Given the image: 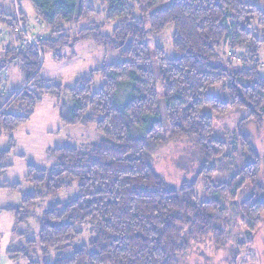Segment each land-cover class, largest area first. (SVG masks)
Instances as JSON below:
<instances>
[{
  "label": "trees",
  "instance_id": "16d2710c",
  "mask_svg": "<svg viewBox=\"0 0 264 264\" xmlns=\"http://www.w3.org/2000/svg\"><path fill=\"white\" fill-rule=\"evenodd\" d=\"M35 16L50 32L38 45L50 51L92 39L106 49L119 51L122 61L101 65L78 79L72 88L41 78L42 65L34 47L13 50V43L0 63V75L19 63L25 87L0 109V138L8 136V148L0 153V192L21 197L18 206L0 208L15 218L18 243L8 254L26 264H180L187 245L199 239L225 244L223 199L237 198L247 185L251 194L241 205L248 226H264V157L255 150L244 128L264 120V75L259 55L264 45V0H143L148 25L136 17L141 0H104L107 19L119 23L113 36L91 27L72 37L67 33L92 16L86 0H28ZM21 6L23 0H18ZM22 21L26 23L21 8ZM13 11L0 10V31L15 36ZM169 25L175 32V57L156 47L154 59L148 35H161ZM69 28V29H67ZM4 32V33H5ZM5 38V37H4ZM3 40V39H2ZM15 42V41H14ZM225 45L246 51L242 68L224 60ZM232 52H230L231 54ZM227 54V53H226ZM162 85L165 118L161 115L157 81ZM101 85L97 88L96 81ZM228 80V100L208 97L209 87ZM124 91V98L119 95ZM68 93L73 107H60L67 127H91L105 138L86 148L59 147L49 150L56 160L50 169L28 165L24 190L21 183H1L12 167L15 148L12 134L27 123L45 97L61 102ZM209 108L219 115L244 109L239 125L252 160L226 185L212 181L211 162L225 154V145L214 140ZM188 139L200 155L198 179H206L208 200L200 202L196 180L168 183L156 170L152 154L159 145ZM77 186L78 194L51 205L39 218L37 237L22 226L34 218L44 198L56 199ZM88 228L90 240L73 246ZM72 248V254L64 252ZM52 251L57 257L47 258Z\"/></svg>",
  "mask_w": 264,
  "mask_h": 264
},
{
  "label": "rangeland",
  "instance_id": "374dc122",
  "mask_svg": "<svg viewBox=\"0 0 264 264\" xmlns=\"http://www.w3.org/2000/svg\"><path fill=\"white\" fill-rule=\"evenodd\" d=\"M93 5L92 16L88 20L74 24L67 32L71 39L79 35L85 28L99 27L102 35L112 37L115 28L119 23L110 22L107 19V8L104 0H86ZM131 1V0H130ZM21 8L25 11L26 23L22 21ZM0 10L13 11L17 23H22L26 31L37 42V50L40 57L41 78L51 82H57L64 87L72 88L79 78L87 75L90 71L101 65L116 64L122 61L119 51L106 49L95 43L92 39L76 42L72 45L50 51L41 48L39 41L49 37V31L44 24L35 16L33 8L28 0H23L20 6L18 0H0ZM136 17L148 25V15L145 3L141 0L140 9H136ZM18 25V24H17ZM5 31H0V63L5 56V52L11 43L18 46L22 37L15 33L16 37H10ZM175 29L169 25L161 35H148V43L152 58L154 59V49L156 47L165 51L169 58L176 54L172 48V40ZM23 33V32H22ZM5 37V38H4ZM3 39V40H2ZM8 41V42H7ZM15 41V42H14ZM9 44V45H8ZM28 49V48H27ZM224 60L231 61L236 67L242 68L249 59L241 48L232 50L225 45L220 50ZM230 52H232L230 54ZM227 53V54H226ZM260 73L264 75V45L259 55ZM6 77L5 85L11 91L8 98L0 97V109L2 111L8 106L15 92L21 91L25 87L24 76L19 63L9 65L6 71L1 74ZM158 80V79H157ZM228 80L222 85L209 87L206 94L208 97H218L224 101L228 100ZM101 85V81H96L95 88ZM157 90L160 98L161 115L165 118V103L163 99L162 85L157 81ZM124 91L119 95V100L124 98ZM65 105L68 109L73 107V102L68 93L62 96L61 102L52 97H45L36 108L32 118L19 127L13 134L15 148L12 151L8 163L12 165L6 175L1 179V183L14 184L21 183L25 191H30L31 186L25 183L28 165H35L42 169H50L55 164V159L49 154V150L59 147L86 148L92 144H98L105 138L97 131L95 126L91 127H67L60 118V107ZM204 114L209 116L214 123V140L225 145V154L211 162L213 171L212 181L220 185L228 184L237 173H239L252 160L238 129L240 122L247 117L244 109L229 110L224 115L214 113L209 108L204 109ZM249 135V139L256 151L264 157V120L263 123H249L244 128ZM9 139L4 135L0 138V153L8 148ZM152 162L157 172L171 184H180L185 180H196V194L200 202L208 200L206 195V179H198L197 175L201 166L200 155L192 143L186 139L172 140L165 145H159L152 154ZM77 186L62 191L56 199L44 198L34 210V218L28 224L21 227L31 236L37 237L40 232L39 218L53 204L66 202L77 196ZM251 187L246 186L239 192L235 199H223L225 210V244L219 246L212 239L191 242L184 255L180 256V264H264V226H258L255 231L248 226V220L244 218L241 211L242 203L249 198ZM21 204V197L10 194L7 191L0 192V206ZM8 215L0 217V225L4 230H8ZM14 218V217H13ZM15 223V218H14ZM84 234L73 246L86 244L90 240L88 228L83 229ZM16 239L15 236H13ZM72 254V248L64 252L68 257ZM57 257V252L52 251L47 258L48 263H52Z\"/></svg>",
  "mask_w": 264,
  "mask_h": 264
},
{
  "label": "crops",
  "instance_id": "0c3cea01",
  "mask_svg": "<svg viewBox=\"0 0 264 264\" xmlns=\"http://www.w3.org/2000/svg\"><path fill=\"white\" fill-rule=\"evenodd\" d=\"M24 13H25V11H24ZM13 90L14 89H12L11 91H13ZM18 205H20V204L7 205V206H18ZM7 206H0V208L7 207ZM4 214L10 216V217H8V223H10V226H9L8 230H4V228L1 227V225H0V264H26V263L21 262V261L12 260L8 254V251L14 245H16L18 243V238L13 232L14 231V218H13V216L10 214H7V213L0 212V217L4 216ZM13 236H15L16 239H14Z\"/></svg>",
  "mask_w": 264,
  "mask_h": 264
},
{
  "label": "built area",
  "instance_id": "2783aa9c",
  "mask_svg": "<svg viewBox=\"0 0 264 264\" xmlns=\"http://www.w3.org/2000/svg\"><path fill=\"white\" fill-rule=\"evenodd\" d=\"M15 33H18L22 39L20 40L19 45L13 48L14 51L24 52L27 48L34 46L37 47V42H35L34 38L26 31L22 23H18L17 27L15 28ZM5 35L6 33H4V36ZM5 79L6 77H2L0 75V97L2 98H8L11 95V91H9L5 85Z\"/></svg>",
  "mask_w": 264,
  "mask_h": 264
}]
</instances>
